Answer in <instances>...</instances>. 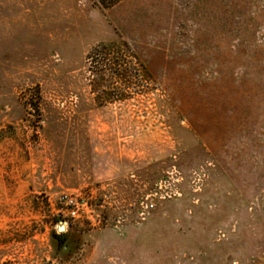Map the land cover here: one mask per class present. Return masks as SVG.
Wrapping results in <instances>:
<instances>
[{
	"label": "rangeland",
	"instance_id": "374dc122",
	"mask_svg": "<svg viewBox=\"0 0 264 264\" xmlns=\"http://www.w3.org/2000/svg\"><path fill=\"white\" fill-rule=\"evenodd\" d=\"M0 264H264V0H0Z\"/></svg>",
	"mask_w": 264,
	"mask_h": 264
},
{
	"label": "built area",
	"instance_id": "2783aa9c",
	"mask_svg": "<svg viewBox=\"0 0 264 264\" xmlns=\"http://www.w3.org/2000/svg\"><path fill=\"white\" fill-rule=\"evenodd\" d=\"M88 197L83 194L62 193L57 197L56 213L60 216H66L72 219H82L90 212ZM148 205H143L141 214H144Z\"/></svg>",
	"mask_w": 264,
	"mask_h": 264
},
{
	"label": "trees",
	"instance_id": "16d2710c",
	"mask_svg": "<svg viewBox=\"0 0 264 264\" xmlns=\"http://www.w3.org/2000/svg\"><path fill=\"white\" fill-rule=\"evenodd\" d=\"M120 0H96V2L102 6L103 8H107L110 6H113L114 4H116L117 2H119ZM107 46L105 44H98L95 47L92 48V52L94 53H100L104 50H106Z\"/></svg>",
	"mask_w": 264,
	"mask_h": 264
},
{
	"label": "water",
	"instance_id": "95a60500",
	"mask_svg": "<svg viewBox=\"0 0 264 264\" xmlns=\"http://www.w3.org/2000/svg\"><path fill=\"white\" fill-rule=\"evenodd\" d=\"M59 229L62 230L63 229V226H60Z\"/></svg>",
	"mask_w": 264,
	"mask_h": 264
}]
</instances>
